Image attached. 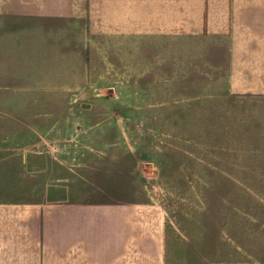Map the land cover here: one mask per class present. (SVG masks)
Listing matches in <instances>:
<instances>
[{"label": "rangeland", "instance_id": "1", "mask_svg": "<svg viewBox=\"0 0 264 264\" xmlns=\"http://www.w3.org/2000/svg\"><path fill=\"white\" fill-rule=\"evenodd\" d=\"M135 1L0 0V201L144 202L174 264H264V112L222 79L264 0H140L136 45ZM47 4L82 17L67 58L36 54Z\"/></svg>", "mask_w": 264, "mask_h": 264}, {"label": "crops", "instance_id": "2", "mask_svg": "<svg viewBox=\"0 0 264 264\" xmlns=\"http://www.w3.org/2000/svg\"><path fill=\"white\" fill-rule=\"evenodd\" d=\"M139 1H135V22L132 24L135 45L140 38L143 41V22L138 17L142 2ZM65 6L54 8L47 4V11L40 16H24L34 20L27 26L30 32H35L34 45L40 47L36 54L42 59L47 52L54 51L62 52L63 58H67L65 47L77 37L74 31L80 28L82 17L70 13ZM129 6L133 8V3ZM57 9L65 11L59 13ZM7 17L20 18L10 14ZM123 35L126 37V32ZM31 36L30 33L29 38ZM255 53V44L244 42L236 46L233 43L232 67L228 66L229 71L222 79L235 98L234 103L259 104L256 108L259 113L264 112V58ZM40 75L42 73L37 71L36 76ZM62 107L58 104V108ZM31 135L39 140L52 136L49 133ZM167 248L165 214L156 205L125 200L107 203L0 201V264H174L169 261Z\"/></svg>", "mask_w": 264, "mask_h": 264}]
</instances>
